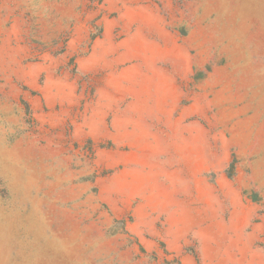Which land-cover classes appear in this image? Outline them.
Returning a JSON list of instances; mask_svg holds the SVG:
<instances>
[{
    "label": "rangeland",
    "instance_id": "obj_1",
    "mask_svg": "<svg viewBox=\"0 0 264 264\" xmlns=\"http://www.w3.org/2000/svg\"><path fill=\"white\" fill-rule=\"evenodd\" d=\"M0 264H264V0H0Z\"/></svg>",
    "mask_w": 264,
    "mask_h": 264
}]
</instances>
